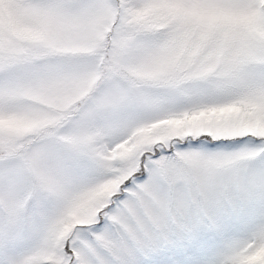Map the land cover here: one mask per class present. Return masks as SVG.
Masks as SVG:
<instances>
[{
    "label": "snow or ice",
    "instance_id": "1",
    "mask_svg": "<svg viewBox=\"0 0 264 264\" xmlns=\"http://www.w3.org/2000/svg\"><path fill=\"white\" fill-rule=\"evenodd\" d=\"M0 264H264V0H0Z\"/></svg>",
    "mask_w": 264,
    "mask_h": 264
}]
</instances>
